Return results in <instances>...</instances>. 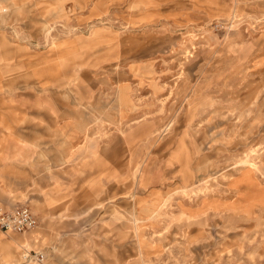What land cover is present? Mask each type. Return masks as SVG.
Here are the masks:
<instances>
[{"label": "rangeland", "instance_id": "1", "mask_svg": "<svg viewBox=\"0 0 264 264\" xmlns=\"http://www.w3.org/2000/svg\"><path fill=\"white\" fill-rule=\"evenodd\" d=\"M18 205L0 264H264V0H0Z\"/></svg>", "mask_w": 264, "mask_h": 264}, {"label": "built area", "instance_id": "2", "mask_svg": "<svg viewBox=\"0 0 264 264\" xmlns=\"http://www.w3.org/2000/svg\"><path fill=\"white\" fill-rule=\"evenodd\" d=\"M36 221V216L26 205L8 210L0 206V230L4 232H23L35 226Z\"/></svg>", "mask_w": 264, "mask_h": 264}, {"label": "crops", "instance_id": "3", "mask_svg": "<svg viewBox=\"0 0 264 264\" xmlns=\"http://www.w3.org/2000/svg\"><path fill=\"white\" fill-rule=\"evenodd\" d=\"M14 165V164H13ZM8 166H12V164H9ZM16 166V165H15ZM20 205H18L17 207H19ZM22 206V205H21ZM17 207H15V208H17ZM12 209H14V208H12ZM31 209V208H30ZM32 211V210H31ZM33 212V211H32ZM34 213V212H33ZM34 215H35V213H34ZM36 216V215H35Z\"/></svg>", "mask_w": 264, "mask_h": 264}]
</instances>
